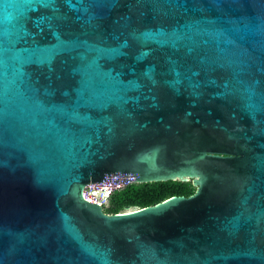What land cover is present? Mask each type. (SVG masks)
Wrapping results in <instances>:
<instances>
[{
	"label": "water",
	"instance_id": "95a60500",
	"mask_svg": "<svg viewBox=\"0 0 264 264\" xmlns=\"http://www.w3.org/2000/svg\"><path fill=\"white\" fill-rule=\"evenodd\" d=\"M0 264H264V0H0Z\"/></svg>",
	"mask_w": 264,
	"mask_h": 264
},
{
	"label": "trees",
	"instance_id": "16d2710c",
	"mask_svg": "<svg viewBox=\"0 0 264 264\" xmlns=\"http://www.w3.org/2000/svg\"><path fill=\"white\" fill-rule=\"evenodd\" d=\"M196 187L192 181L167 180L144 183H133L121 191H116L108 207L107 213H118L125 211L127 206L146 207L157 204L174 195L189 196L193 194Z\"/></svg>",
	"mask_w": 264,
	"mask_h": 264
},
{
	"label": "built area",
	"instance_id": "2783aa9c",
	"mask_svg": "<svg viewBox=\"0 0 264 264\" xmlns=\"http://www.w3.org/2000/svg\"><path fill=\"white\" fill-rule=\"evenodd\" d=\"M133 183H137V181L115 182L112 180L92 182L85 186L83 193L89 201L97 202L105 209V207L109 206L110 200L116 191H121Z\"/></svg>",
	"mask_w": 264,
	"mask_h": 264
},
{
	"label": "snow or ice",
	"instance_id": "6c2138e0",
	"mask_svg": "<svg viewBox=\"0 0 264 264\" xmlns=\"http://www.w3.org/2000/svg\"><path fill=\"white\" fill-rule=\"evenodd\" d=\"M179 75V73H177ZM74 117L79 118L80 114L79 113H73Z\"/></svg>",
	"mask_w": 264,
	"mask_h": 264
}]
</instances>
